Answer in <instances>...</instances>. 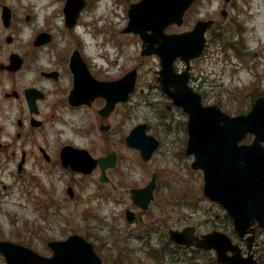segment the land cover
I'll return each instance as SVG.
<instances>
[{
	"label": "rangeland",
	"instance_id": "1",
	"mask_svg": "<svg viewBox=\"0 0 264 264\" xmlns=\"http://www.w3.org/2000/svg\"><path fill=\"white\" fill-rule=\"evenodd\" d=\"M60 1L3 0L15 9L13 33L17 41L15 45L5 41L11 32L0 19V62L5 60L10 49L26 50L31 47L36 31L48 27L56 37L57 49L73 43V35H79L89 59L102 69L105 77L121 75L134 66L138 67L137 89L108 120L112 126L107 135L110 142L106 141L105 136L104 139L100 138L102 131L99 128L95 134L87 130L96 125L95 115L88 113H65V122H54V130L48 126L49 129L42 135L39 132L38 137L39 143L42 138H48L51 142L54 138L71 140L73 144L91 148L95 156L115 150L117 166L108 171L115 187L97 197L96 190L101 187L98 186V169L87 176L73 174L59 162L32 158L20 177L17 162L0 159V238L21 239L29 242L30 247L42 251L47 249L46 239L63 238L77 232L97 244L101 249L100 254L107 253L109 260L105 264H115L110 260V255L112 258L116 256L115 230L123 237L128 228L122 212L132 205L130 188L147 183L155 171L158 172V188L156 198L150 205L153 217L144 216L146 223L150 224L152 239L130 236L127 241L120 240L130 248V256L140 255L146 260L152 255L148 254L149 251L155 253L156 246L161 243L159 230L164 227L163 220L168 225L178 227L205 220L202 224L207 228L209 219L210 225H221L225 212L203 196L202 171L191 168L193 156L185 152L188 116L170 103L157 81V71L161 68L159 57L142 56L140 36L122 32L129 20L128 6L139 0H118L117 3L113 0H94V6H88L90 8L85 9L80 17L81 20L92 21L82 24L83 19L75 31L65 26L64 14L58 9ZM222 9L228 11L226 17L221 14ZM26 13L32 14L29 21L25 20ZM204 18H214L216 23L208 32L210 44L204 54L192 61L191 83L202 94L205 104L217 103L233 114L249 107L254 94L264 92V0H197L187 11L182 25L170 24L166 32L190 30L199 19ZM92 24L98 25L95 38L91 36L94 33ZM89 26L91 31L86 30ZM100 26L102 29L99 31ZM103 39H107V43L104 44ZM47 59L48 56L42 57V63H47ZM175 66L180 71L185 63L178 59ZM257 74L262 75V81L256 83ZM33 77L35 75L29 69L14 78L0 74V100L2 93L11 90L12 85L22 89L19 87L31 84ZM38 82L41 83L40 80ZM168 104L172 105L171 109H168ZM3 119L0 110V127H3L0 136L5 129L13 135L17 128L15 119L9 120L11 124L8 122L7 126L2 123ZM141 122H146L148 132L162 141L151 160L145 164L140 161L139 152L129 148L124 140L129 131ZM69 184L74 186L76 198L70 200L66 197L67 208L61 211L65 212L66 219L43 217L38 211V203L44 194H47V201L48 192L58 198L64 194L69 197L66 192ZM4 185L7 186L5 191ZM104 196L110 198L105 199ZM104 235H110L109 240L103 241ZM126 254L124 252L122 256L126 257ZM174 259L175 256H170L167 261ZM167 261L165 264H168ZM150 263L159 264L160 261L152 258Z\"/></svg>",
	"mask_w": 264,
	"mask_h": 264
},
{
	"label": "water",
	"instance_id": "2",
	"mask_svg": "<svg viewBox=\"0 0 264 264\" xmlns=\"http://www.w3.org/2000/svg\"><path fill=\"white\" fill-rule=\"evenodd\" d=\"M193 0H142L133 4L129 10L131 20L126 31L140 33L143 38L144 54L157 53L162 68L158 80L163 90L173 98L175 104L189 113L188 129L190 139L187 152L194 153V168L201 167L205 174L204 192L211 199L222 202L235 219V226L244 234L251 224L258 220L264 226V96L254 103L247 114L234 117L224 113L216 105L203 106L201 95L188 85L190 60L199 56L206 43L205 32L212 20H200L193 30L183 33L167 34L165 28L174 22L183 21L186 9ZM83 6L82 0H68L66 22L73 25ZM4 18L9 22L10 15L5 11ZM50 35L41 33L36 43L48 41ZM181 57L187 63L182 72L174 68V61ZM23 63L18 54L11 55V69H19ZM137 69L129 71L116 81L99 82V93L106 96L107 103L102 109L108 115L117 102L126 101L136 83ZM81 76L76 78V88L82 89ZM38 90L27 89L31 109H36L35 99ZM86 99V98H85ZM147 124L135 126L126 137L130 146L140 149L145 160H149L158 147L159 141L146 133ZM247 132L256 137L249 145H237V140ZM232 142V143H231ZM233 144V145H232ZM63 164L76 171L91 173L100 162L101 180L108 177L105 169L114 166L116 154L95 159L88 150L66 146L62 153ZM23 162L19 164L22 167ZM155 176L144 188L132 189L134 202L147 207L153 198ZM72 193V188L69 189ZM128 218L134 214L127 210ZM184 231L171 230V237L182 244L205 248L214 247L218 260L228 264H252L253 258L243 257L237 245L223 232L213 231L201 239ZM54 253L50 257L38 254L34 250L8 240L0 241L8 264H101V258L95 252L93 244L79 234H73L65 240L51 241ZM233 250L228 255L227 250ZM257 264V263H256Z\"/></svg>",
	"mask_w": 264,
	"mask_h": 264
},
{
	"label": "flooded vegetation",
	"instance_id": "3",
	"mask_svg": "<svg viewBox=\"0 0 264 264\" xmlns=\"http://www.w3.org/2000/svg\"><path fill=\"white\" fill-rule=\"evenodd\" d=\"M90 2L91 0L85 1L86 5L84 10L90 8L88 7ZM3 5V0H0V17ZM12 14L14 17L13 9ZM80 23L81 19L79 17L76 21L75 27L69 30L75 31ZM12 26L13 25L6 28H9L8 30L11 32V34H14ZM12 36V41L7 43L15 45L17 38L15 37V34ZM57 47L58 45L56 44V37L52 34V41L44 45H32L26 50L17 48L15 50L10 49L7 52V57L5 60L0 62V65H3V67H0V74L14 78L21 76L23 72L22 70L13 72L5 68V65L9 61L10 54L16 51L21 53L25 57L26 61H28L27 59H30L29 71L35 75V77L32 78L30 86H36L44 92V97L37 101L39 108L37 115H34V113H32L29 109L28 101L26 99V92L24 90L26 86L19 87L23 89L17 90L14 88L15 86L12 85L11 90L2 93L0 100L1 115L4 118L2 123L7 126L9 120L14 118L17 126L13 135L8 133L7 129L1 133L0 140L2 138L4 139L0 141V159L2 160L6 159L7 162H19L22 160V157L25 153L26 163L32 158H42L48 162H57L60 160V152L62 147L68 143L70 144V142L62 138H54L52 142L49 141L48 138H42L41 143H39V132L42 135L46 129H49L48 126H50L51 130H54L52 124L54 122H65L64 114L69 112L82 115L87 113L94 114L95 117H98L102 121V119L99 117V110L103 107L104 100L101 95L95 96L90 103H81L76 105L70 101V95L74 87V69L71 67V57L73 53L75 51H79L83 60L86 61L90 73L95 78L113 79V77H105L102 69L95 65L91 59H89L79 36L74 37L73 35V43H67L64 48L57 49ZM45 56H48V59L46 60L47 63L43 64L41 59ZM44 71L53 72V74L49 76L42 75V72ZM38 80H40L41 83H39ZM91 93V91H89V93L87 92L88 95ZM14 106H16V108L12 109ZM10 109L12 110L9 112ZM82 118H85V116ZM2 129L3 127L1 126L0 130ZM246 137L241 139L238 143L241 144L250 142L251 139L249 140V137ZM6 187L7 186H4V188ZM50 196L51 197L49 198L48 204L54 209V211L65 209L67 203L62 196L58 198L52 192H50ZM223 217L225 218L221 219L223 221L221 224L222 228H226V231L229 233L232 239L242 246V251L244 254L248 253V248L245 246L246 238L239 236V234L235 231L233 219L226 212ZM195 227V233H203L202 230H200V226L195 225ZM262 231L263 229L256 227L255 239L252 244V251L255 253L257 258L259 257V254L257 253L255 247L257 241L260 239ZM197 250L204 253L207 252L209 254L214 253L211 250Z\"/></svg>",
	"mask_w": 264,
	"mask_h": 264
},
{
	"label": "bare ground",
	"instance_id": "4",
	"mask_svg": "<svg viewBox=\"0 0 264 264\" xmlns=\"http://www.w3.org/2000/svg\"><path fill=\"white\" fill-rule=\"evenodd\" d=\"M92 20L91 19H84L83 20V24H88L90 23ZM95 26H98L97 24H95Z\"/></svg>",
	"mask_w": 264,
	"mask_h": 264
}]
</instances>
